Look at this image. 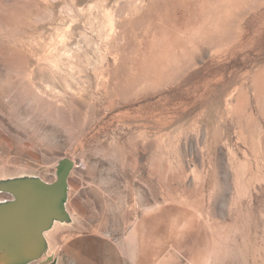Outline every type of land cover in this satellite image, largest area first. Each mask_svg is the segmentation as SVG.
<instances>
[{
	"label": "rangeland",
	"instance_id": "obj_1",
	"mask_svg": "<svg viewBox=\"0 0 264 264\" xmlns=\"http://www.w3.org/2000/svg\"><path fill=\"white\" fill-rule=\"evenodd\" d=\"M64 158L28 264H264V0H0V183Z\"/></svg>",
	"mask_w": 264,
	"mask_h": 264
},
{
	"label": "water",
	"instance_id": "obj_2",
	"mask_svg": "<svg viewBox=\"0 0 264 264\" xmlns=\"http://www.w3.org/2000/svg\"><path fill=\"white\" fill-rule=\"evenodd\" d=\"M74 167V161L62 159L52 183L33 178L0 183V191L12 196L0 204V259L28 264L43 254L47 246L44 233L54 221L68 220L65 202ZM50 264H57V259Z\"/></svg>",
	"mask_w": 264,
	"mask_h": 264
},
{
	"label": "crops",
	"instance_id": "obj_3",
	"mask_svg": "<svg viewBox=\"0 0 264 264\" xmlns=\"http://www.w3.org/2000/svg\"><path fill=\"white\" fill-rule=\"evenodd\" d=\"M49 238L47 237V245H49ZM75 248H77V246H76V244H74L73 246H72V248H71V250H73V251H71L72 252V254H73V262H76L77 264H93V263H95V264H101V262H95V260H93V263H91V261H90V259H89V261L86 259V258H84L85 256V254L84 253H82V255L81 254H79V255H74L77 251H75ZM79 248H80V246H79ZM77 260V261H76ZM59 263H60V261H59ZM57 264H58V262H57ZM165 264H182V263H176V262H170V263H165Z\"/></svg>",
	"mask_w": 264,
	"mask_h": 264
},
{
	"label": "bare ground",
	"instance_id": "obj_4",
	"mask_svg": "<svg viewBox=\"0 0 264 264\" xmlns=\"http://www.w3.org/2000/svg\"><path fill=\"white\" fill-rule=\"evenodd\" d=\"M23 179H26V178H23ZM17 180V179H16ZM4 182H6V180H4ZM4 203H6V202H4ZM1 204V203H0ZM65 204H66V202H65ZM58 222H62V221H59V220H56V221H54V223H58ZM53 226V225H52ZM57 226V225H56ZM51 229H52V227H51ZM51 229L50 230H48V231H46L45 233H44V240H45V244L47 245V237H48V233L51 231ZM58 229V228H57Z\"/></svg>",
	"mask_w": 264,
	"mask_h": 264
}]
</instances>
